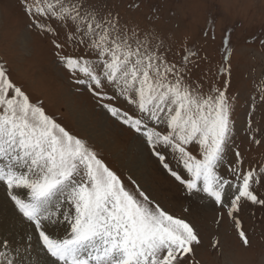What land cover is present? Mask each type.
Here are the masks:
<instances>
[{
    "label": "snow or ice",
    "instance_id": "6c2138e0",
    "mask_svg": "<svg viewBox=\"0 0 264 264\" xmlns=\"http://www.w3.org/2000/svg\"><path fill=\"white\" fill-rule=\"evenodd\" d=\"M104 2L22 5L29 26L51 37L73 90H86L141 137L186 194L210 198L250 246L240 213L248 203L264 207V163L248 162L235 143L229 81L206 86L194 78L196 52L185 48L179 60L171 58L162 37L121 23ZM221 70L230 75V67ZM261 106L264 83L251 97L244 128L256 146L264 144V126L253 119ZM0 189L26 225L15 247L0 239V264H198L195 225L110 167L102 151L49 114L42 99L33 100L2 60Z\"/></svg>",
    "mask_w": 264,
    "mask_h": 264
},
{
    "label": "rangeland",
    "instance_id": "374dc122",
    "mask_svg": "<svg viewBox=\"0 0 264 264\" xmlns=\"http://www.w3.org/2000/svg\"><path fill=\"white\" fill-rule=\"evenodd\" d=\"M103 6L118 14L121 23L157 33L173 59L179 60L185 48L196 52L194 78H203L206 86L228 80V93L235 97V143L248 162L264 163V144H250L244 132L251 97L264 83V0H105ZM29 25L22 0H0V60L11 78L33 100L42 99L47 112L66 128L102 151L110 167L133 176L172 214L193 223L202 241L195 250L198 264H264V207L248 203L240 213L251 241L244 246L231 219L221 217L210 198L186 194L141 137L119 124L86 90H73L51 37ZM228 67L230 75L221 70ZM253 119L264 126V106ZM214 240L219 241L216 248Z\"/></svg>",
    "mask_w": 264,
    "mask_h": 264
},
{
    "label": "bare ground",
    "instance_id": "6f19581e",
    "mask_svg": "<svg viewBox=\"0 0 264 264\" xmlns=\"http://www.w3.org/2000/svg\"><path fill=\"white\" fill-rule=\"evenodd\" d=\"M5 201L4 194H0V239H8L15 247L21 243L26 225L21 223L11 203Z\"/></svg>",
    "mask_w": 264,
    "mask_h": 264
}]
</instances>
